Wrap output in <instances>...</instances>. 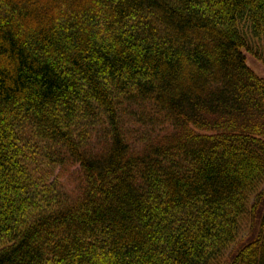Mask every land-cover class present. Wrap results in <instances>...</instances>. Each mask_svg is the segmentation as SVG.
I'll return each mask as SVG.
<instances>
[{"label":"trees","instance_id":"16d2710c","mask_svg":"<svg viewBox=\"0 0 264 264\" xmlns=\"http://www.w3.org/2000/svg\"><path fill=\"white\" fill-rule=\"evenodd\" d=\"M258 42L264 0H0V264H264Z\"/></svg>","mask_w":264,"mask_h":264},{"label":"rangeland","instance_id":"374dc122","mask_svg":"<svg viewBox=\"0 0 264 264\" xmlns=\"http://www.w3.org/2000/svg\"><path fill=\"white\" fill-rule=\"evenodd\" d=\"M259 44L255 46L254 48H257L261 50L259 55H255L254 52L248 51L243 49V53L245 56V62L246 64L264 80V44L258 42ZM123 120L125 121L126 125V132L129 131L127 134V138L129 141H131L133 138L140 136L139 134L144 133V129H137V126L134 124V121L132 122V118L128 115L123 117ZM150 127V126H148ZM95 136V135H93ZM93 143H95L94 140L91 139ZM53 165H51L52 167ZM49 179L55 180L58 182L59 186H63L66 190L71 189L77 184V177L75 173V165H66L65 167L60 166H54L49 169Z\"/></svg>","mask_w":264,"mask_h":264}]
</instances>
